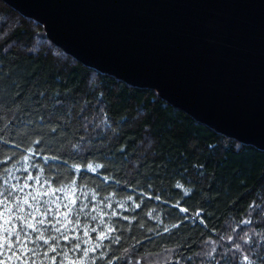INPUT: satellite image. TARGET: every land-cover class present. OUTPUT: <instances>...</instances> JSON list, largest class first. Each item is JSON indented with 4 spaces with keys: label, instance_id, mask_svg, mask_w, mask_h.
<instances>
[{
    "label": "trees",
    "instance_id": "1",
    "mask_svg": "<svg viewBox=\"0 0 264 264\" xmlns=\"http://www.w3.org/2000/svg\"><path fill=\"white\" fill-rule=\"evenodd\" d=\"M0 192L19 200L14 214L45 219L41 230L59 219L57 227L81 237L56 239L58 251L95 247L86 264H264V149L219 132L152 87L77 60L4 0ZM70 199L77 203L63 220L56 207L62 213ZM110 226L116 231L99 240ZM79 256L70 252L78 264Z\"/></svg>",
    "mask_w": 264,
    "mask_h": 264
},
{
    "label": "water",
    "instance_id": "2",
    "mask_svg": "<svg viewBox=\"0 0 264 264\" xmlns=\"http://www.w3.org/2000/svg\"><path fill=\"white\" fill-rule=\"evenodd\" d=\"M84 64L264 149V0H4Z\"/></svg>",
    "mask_w": 264,
    "mask_h": 264
},
{
    "label": "snow or ice",
    "instance_id": "3",
    "mask_svg": "<svg viewBox=\"0 0 264 264\" xmlns=\"http://www.w3.org/2000/svg\"><path fill=\"white\" fill-rule=\"evenodd\" d=\"M10 107V106H9ZM11 123V122H10ZM95 168H92V171H95ZM27 180H36L37 183H40L38 177H33L29 175ZM44 183H48V181H44ZM30 185H25V187H29ZM16 188L17 186H13ZM23 191V189H20ZM63 188L53 189L51 190V194H55L56 191H63ZM48 192L43 194L37 193V195H33L31 197L32 201H36L37 197L40 195H48ZM156 199H160V197H156ZM59 200V197L56 198ZM24 204H28L29 200L27 198L23 201ZM52 203H56L53 201ZM77 203L76 199H70L68 204H64L63 208L65 209L62 213L60 212L61 205L57 204L56 214L63 218V220H67L68 217L74 211V206ZM11 205V206H10ZM111 207V205H109ZM123 207V205H121ZM139 207V205H137ZM20 210V202L18 199L12 200L8 195H5L3 192H0V264H44V259L46 258L49 261V264H57V256L63 257V259L59 260V264H77L75 259L70 258V252H79L80 256L78 259L80 260V264H86L83 257L87 256L89 252H95L96 248H82L81 243L76 244H68L64 247H67L69 251L60 252L57 249L55 244L56 239H63L65 241H71L73 239L80 241L81 237L79 235L73 237L66 234L61 227H57L56 225L61 224L62 220H56L53 222L52 220H48L47 223L51 225L50 229L41 230L42 225L46 223L45 219H40L39 217L33 215L31 212L28 213V216L14 214ZM182 212H188L186 208L179 209ZM36 212H40V208H35ZM49 213L48 209H45L41 216L47 217ZM116 215V213H113ZM197 216H201V222L203 223V217L200 212L196 213ZM28 217H31V221L29 222ZM124 219H128V217H124ZM19 220L23 222V227L20 224L14 223V221ZM71 222V221H69ZM103 223V221L101 222ZM245 223H250V221H245ZM178 227V225H176ZM64 228H67V224H64ZM25 228L30 229L31 232L36 233L35 237L30 235V232L25 231ZM168 229H165L167 231ZM54 231L59 233V237H53L50 234L45 235V233ZM92 231H96V229H92ZM116 231L115 226H110L106 229V231H102L98 237L99 240L108 239L111 236V233ZM85 236H89V232L87 230L84 231ZM251 240V237L248 238ZM84 244H87L88 241L84 240ZM43 245H48L43 252L37 250L38 246L42 247ZM237 247H239L237 245ZM27 249V251H25ZM50 253H54L55 255H51ZM250 258L245 255L244 260L248 261Z\"/></svg>",
    "mask_w": 264,
    "mask_h": 264
},
{
    "label": "rangeland",
    "instance_id": "4",
    "mask_svg": "<svg viewBox=\"0 0 264 264\" xmlns=\"http://www.w3.org/2000/svg\"><path fill=\"white\" fill-rule=\"evenodd\" d=\"M78 264V263H77Z\"/></svg>",
    "mask_w": 264,
    "mask_h": 264
}]
</instances>
